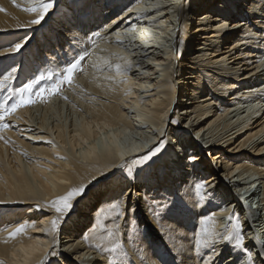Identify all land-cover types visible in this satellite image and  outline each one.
Listing matches in <instances>:
<instances>
[{"label": "bare ground", "instance_id": "6f19581e", "mask_svg": "<svg viewBox=\"0 0 264 264\" xmlns=\"http://www.w3.org/2000/svg\"><path fill=\"white\" fill-rule=\"evenodd\" d=\"M0 9V73L15 68L14 86L44 72L43 66L59 71L89 53L74 76L80 87L64 85L63 96L18 110L22 119L13 123L19 130H0L9 141L0 140L2 264H108L110 254L95 247L92 228L98 209L122 192L141 233L134 242L120 233L130 264H207V250L197 254L189 238L201 216L215 213L219 231L233 211L258 261L255 252L262 249L253 238L264 239V0H61L45 22L30 26L35 17L12 0H0ZM88 26L94 29L83 32ZM12 40L24 41L17 53L7 51ZM105 60L131 67L123 76L92 67L105 68ZM67 114L74 116L68 122ZM127 133L138 144L126 148L125 159L166 141L160 163L129 185L112 177L120 157L105 149ZM189 133L192 150L186 148ZM198 183L208 197L199 204ZM81 184L86 194L99 189L98 196L77 198L52 234L57 214L43 206ZM243 191H253L250 209L241 204ZM165 198L171 210L156 219L149 203ZM21 224L25 231L10 237ZM169 227L178 231L169 233ZM217 247L220 264H247L241 250L226 257L232 247Z\"/></svg>", "mask_w": 264, "mask_h": 264}, {"label": "snow or ice", "instance_id": "6c2138e0", "mask_svg": "<svg viewBox=\"0 0 264 264\" xmlns=\"http://www.w3.org/2000/svg\"><path fill=\"white\" fill-rule=\"evenodd\" d=\"M12 2L17 8H21L22 11L35 17L28 22L29 26L40 25L42 22H45L50 10L54 7L52 0H25L24 6L17 4L16 0H12ZM2 10L3 9H0V11ZM17 27H24V25L18 24ZM95 35L99 34L96 33ZM23 47L24 41L15 42L7 51L9 53H17ZM0 55H3V53H0ZM88 55L89 53L85 50L77 58L67 62L66 67L62 70L55 72L48 71L47 73L41 72L39 75L34 76L26 83H23L22 86L18 87L14 86L12 83L16 78L15 68H12L11 71H7L6 73H0V76H2V78H0V130L9 129L11 127H17V130H19L18 123H13V121L18 122L22 119V117L17 115L18 110L36 104H47L50 103L52 97L63 96L64 85L75 88L80 87L78 84H75L74 76L78 72H83L81 62ZM104 65L105 68H101L100 65L93 63L92 67L99 71H112L114 68L116 74L121 76L126 75L131 67L130 64L122 65L116 63L113 65L108 60L104 61ZM104 78L106 80L113 79L111 76H105ZM42 81H50L51 83H45L44 86H40ZM125 94L128 95L130 93L126 92ZM63 98L67 99L66 96ZM172 123H176V121H172ZM28 130L31 131L32 129ZM29 139H31V137H29ZM113 139L114 145L110 146L107 143L105 144V149L110 155L116 154L120 157V163L118 165H113V167L117 168V172H113L112 177L118 178L126 185L131 184L150 172L152 168L162 160L163 150L166 144V141L163 139L143 154L131 156L129 159H125V155L127 154L126 146L119 142H115V138ZM0 140H3L5 144L9 143L2 135H0ZM47 143L53 142L47 141ZM23 155L28 156V153L24 152ZM61 159H65V157H61ZM188 159L194 161L195 157H188ZM105 179H109V177L105 176ZM86 188L87 186L84 184L78 187H72L65 194L51 200L43 206L45 209H52L57 214L51 220L50 232L52 234L59 233L61 222L64 221L66 223V217H68V214L73 209V202L77 201V198H83L85 196ZM205 188L206 185L204 183L196 184V192L199 196L198 204L208 199L204 194ZM126 195H128V193L122 192L121 196L114 197L111 201H106L98 209L95 216V223L92 228V233L97 239L95 247L98 250L110 254L111 258L108 264H130L128 253L120 243L121 231L125 233L127 239L133 242L139 239L141 235L139 232V224L134 219V207L127 206L122 199V197ZM0 203H3V201H0ZM36 207L41 208V205L37 204ZM165 210H171L167 198L161 201L153 199L149 203V211L152 212L153 217L156 219H159L161 213ZM176 210L180 211L179 207H177ZM126 216L128 217L127 220H125ZM121 220H125L123 229L120 223ZM198 225L199 227L194 230L192 237L189 239L197 254H199L202 249L207 250L206 254L209 255L207 264H220L218 257L221 255L222 248H218L217 245H222L224 243L229 244L233 252L239 249L241 253L246 254L247 264H258V261L259 264H264V250L256 252L257 261L253 258L252 250L245 246L244 227L235 211L229 215L228 223L219 231L217 230L215 213L201 216ZM26 227V224H21L9 234L10 237H15L23 233ZM168 231L169 233H174L178 230L169 227ZM170 238L175 239V236H171ZM85 239H87V237H85ZM253 245H258L260 249H264V243L259 242L258 236L253 238ZM51 255L55 256V251H53ZM0 264H2V262H0ZM41 264H47V261H41Z\"/></svg>", "mask_w": 264, "mask_h": 264}, {"label": "rangeland", "instance_id": "374dc122", "mask_svg": "<svg viewBox=\"0 0 264 264\" xmlns=\"http://www.w3.org/2000/svg\"><path fill=\"white\" fill-rule=\"evenodd\" d=\"M52 2H53V5H54V7H53V9L52 10H50L51 12L52 11H55V9H57L58 7H60V2H61V0H52ZM60 15H61V17L62 16H64L62 13H60ZM78 24V28H81V26H82V24L80 25L78 22L76 23V25ZM50 28V26L48 27V29ZM93 27H89L88 26V28L86 27L85 29H83V30H85V31H83V32H87V31H89L90 29H92ZM94 29V28H93ZM50 30H53V29H50ZM38 34L40 35V38H44V36H43V31L41 30L40 32H38ZM45 39V38H44ZM15 41H17V40H12L11 41V43L13 44ZM45 41H48V39H46V40H44V45H46V43L47 42H45ZM50 41V40H49ZM11 44V45H12ZM36 49H38V46L36 47ZM38 51L39 52H41V48H39L38 49ZM66 61V60H65ZM64 65H67V64H63V66ZM13 65H11L10 67H12ZM9 67V68H10ZM44 67V73H47L48 71H49V69L47 68L46 69V67L45 66H43ZM45 83H51L50 81H48V82H45V81H42L41 82V85L40 86H44L45 85ZM182 93V92H181ZM181 95H179L178 97H177V99L178 98H181L180 97ZM34 116H35V114H34ZM63 117H64V112H63ZM74 116H72V115H70L69 114V116H68V114H67V118H68V120H67V122L69 121V119L70 118H73ZM169 122H171V121H169ZM129 133V132H128ZM124 134V136L122 137V139H120V142L119 143H121L122 145H124V146H126V148L128 149L130 146H135V145H137L138 144V141H133L135 138H134V136L132 137V138H134L133 140H130L129 139V134ZM105 135L104 134H101V137H104ZM190 136H192V134H190L189 133V136H185V140L187 141L186 143V148L187 149H189V150H192L193 149V146L189 143L190 142ZM173 140V141H172ZM172 140H171V142H170V144H171V149H175V145L176 144H178V141L175 139V138H172ZM128 141V142H127ZM132 142V143H131ZM193 143V142H192ZM194 144V143H193ZM178 148H180V147H178ZM185 148V147H184ZM179 157H181V159H182V157H184V155L182 154V153H179ZM185 161H183V163H184ZM97 187H99V186H97ZM98 191H100L99 189H96V190H89V192H87V194H85V198L87 199L88 197L87 196H91L92 195V193H93V195H97L98 196V194H97V192ZM242 193V195H243V198H242V205L245 207V208H249V204H250V202H248V201H246V200H248V199H252V194H253V191H249L248 193H246V194H244L245 192L243 191V192H241ZM241 193H237L238 194V199H240V197H241ZM86 199H83L84 201H86ZM149 200H152V199H149ZM256 202L257 201H254V204H253V206H251L254 210L253 211H255V207H257V205H255L256 204ZM250 209V208H249ZM144 214V213H143ZM142 215V212L139 214V218H140V216ZM244 217H246L245 215H243ZM66 226V227H65ZM64 227H65V229L67 230V225H65ZM63 227V228H64ZM149 228H150V232H151V238L156 242V243H158V242H160V238L158 237V238H154L153 236H158V234H157V231L156 230H154V227L153 226H151V225H149ZM79 237L80 238H82L83 237V234H80L79 235ZM249 240H251V239H249ZM259 242L261 243V242H263L264 243V239H259ZM136 246V245H135ZM257 248L258 249H260L259 247H258V245H257ZM251 249H252V247H251ZM137 250H139V248L138 249H136L135 251H137ZM253 250H255V249H253ZM263 250V249H262ZM256 251V250H255ZM233 253V250H231V251H229L228 253H227V255H226V257H228V255H229V253ZM257 252V251H256ZM255 252V253H256ZM166 254L165 255H167V256H169L170 257V255H169V253L166 251L165 252ZM174 256H172L171 255V258L174 260V258H173ZM225 257V258H226ZM246 257L247 256H244L243 258H244V261H245V259H246ZM52 259V258H51ZM64 258H60V259H58V261H64L63 260ZM68 261V260H67ZM51 263L52 264H57L56 262H55V260H51ZM132 264V263H131Z\"/></svg>", "mask_w": 264, "mask_h": 264}]
</instances>
